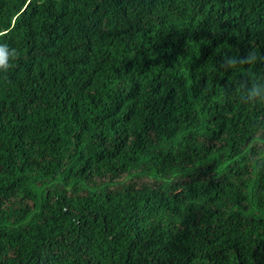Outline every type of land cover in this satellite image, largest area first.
<instances>
[{
  "label": "trees",
  "instance_id": "trees-1",
  "mask_svg": "<svg viewBox=\"0 0 264 264\" xmlns=\"http://www.w3.org/2000/svg\"><path fill=\"white\" fill-rule=\"evenodd\" d=\"M0 264H264V0H0Z\"/></svg>",
  "mask_w": 264,
  "mask_h": 264
},
{
  "label": "clouds",
  "instance_id": "clouds-1",
  "mask_svg": "<svg viewBox=\"0 0 264 264\" xmlns=\"http://www.w3.org/2000/svg\"><path fill=\"white\" fill-rule=\"evenodd\" d=\"M8 54L4 47L0 46V68H4L7 65Z\"/></svg>",
  "mask_w": 264,
  "mask_h": 264
}]
</instances>
